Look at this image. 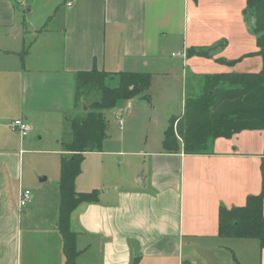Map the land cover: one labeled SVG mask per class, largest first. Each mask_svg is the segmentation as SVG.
<instances>
[{
  "label": "crops",
  "instance_id": "1",
  "mask_svg": "<svg viewBox=\"0 0 264 264\" xmlns=\"http://www.w3.org/2000/svg\"><path fill=\"white\" fill-rule=\"evenodd\" d=\"M22 2L0 0V264H63L58 186L56 194L49 189L31 193L30 201L18 206L24 190L23 136L10 122L28 123L29 141L33 135L57 137L78 114L80 71L148 72L153 66L150 72L163 74L169 69L166 53L173 49L177 52L170 55L179 56L182 70L196 75L247 71L239 68L244 60L260 61L261 67V59L245 58L229 67L185 53L222 39L227 45L215 57L233 59L255 50V36L242 16L246 0H55L52 14L40 19L32 16L41 1L18 13ZM203 63L204 71L194 72ZM118 123L122 128L120 115ZM161 142L150 150L110 151L119 155L118 168L107 169L103 162L95 172L80 170L75 190H98V198L79 203L70 214L80 250L76 264H134L136 259L137 264H183L190 259H184L185 241L229 238L218 235L221 205L243 206L249 194L261 190L264 128L218 137L206 154L186 153L181 141L177 151L168 152ZM50 151L69 154L62 146ZM31 223L50 226L52 243L33 252L24 247L22 254V229ZM258 249L264 264V250Z\"/></svg>",
  "mask_w": 264,
  "mask_h": 264
},
{
  "label": "trees",
  "instance_id": "2",
  "mask_svg": "<svg viewBox=\"0 0 264 264\" xmlns=\"http://www.w3.org/2000/svg\"><path fill=\"white\" fill-rule=\"evenodd\" d=\"M246 10L251 19L253 18L251 30L255 36V50L233 59L215 57L214 52L227 45V41L222 39L211 46H191L186 50V56L213 58L229 67H234L245 58L259 57L260 69L202 74L203 86L200 94L186 98L183 114L171 117L164 130L163 144L166 151H177L181 141L186 153H211L214 140L218 137L229 138L246 129L264 128V0H246ZM113 76L118 77V84L115 87L106 85ZM75 83L76 102L85 91L89 93L97 90L100 97L87 107L85 116L75 117L70 121L72 137L63 144V150L69 153L61 158L58 182L57 229L62 238L63 264H76L80 253L76 248V235L69 227L71 212L79 203L94 202L98 198V190L77 192L74 183L80 173L84 154L99 151L102 147L107 126L102 110L114 108L118 101L137 96L148 100L151 74L134 71L110 73L93 68L77 72ZM263 200L264 159L261 165L260 192L249 194L243 206L219 207L218 235L255 239L260 250H264ZM183 264L191 263L185 261Z\"/></svg>",
  "mask_w": 264,
  "mask_h": 264
},
{
  "label": "rangeland",
  "instance_id": "3",
  "mask_svg": "<svg viewBox=\"0 0 264 264\" xmlns=\"http://www.w3.org/2000/svg\"><path fill=\"white\" fill-rule=\"evenodd\" d=\"M40 1L41 9L39 12L36 9L34 10L33 19H40L47 13L52 14L53 6L49 10L50 1L55 0H23L22 4L24 5L17 12L24 13L26 8H30V5L37 7ZM242 11L244 20L252 28L253 18L251 19V15L247 12L246 7ZM250 32L252 33V30ZM171 51L177 52L175 49ZM171 51L168 50L166 53V56H169L170 59H164V64L169 67L165 73L155 74L156 72H150L154 71L153 69L155 68L153 66L148 68V72L152 76V87L147 91L148 100H142L141 97L137 96L130 102H118L115 107L118 109V112L113 111L112 108L102 110L107 121L106 136L102 141L100 149L102 153L95 151L96 154L88 153L85 155L80 165L82 171L85 168L88 172L91 170L95 172V168L100 167L103 162L105 165L108 164L107 169H111L110 166L115 165L118 168L119 155H114L110 151H119L121 149L123 151H134L139 148L150 150L154 146L158 147L160 143L162 144L164 130L170 123L169 119L183 114V102H185L186 98L195 97L200 94L203 86V80L200 79L201 75H196L189 71L184 72L179 56L175 55V57H171ZM216 53L217 50L214 54ZM247 60H244L239 65L240 69L252 71L260 69V61L256 63L251 62L250 64L247 63ZM206 63L214 64L210 62ZM204 67V63L202 65L198 64L195 66L196 71L194 72L200 73V71H204L202 69ZM116 83L117 79L114 78L107 81L106 85L115 86ZM99 97L100 95L97 90H92L89 93L85 91V94L79 100L77 107L78 114H72L74 116L71 117L85 116L88 111L85 107L91 105L92 102H96ZM118 115L121 116L122 128H120L118 123ZM173 121L175 125V119ZM59 132L57 137L44 135L41 139H38V135H33L31 141H29L28 136L31 133H28L21 138V175H23L24 190L27 189L31 193H39L49 189L56 194L62 156L60 152L55 154V152H51L50 150L55 148L61 149V146L63 147V144L71 139L70 123L65 122L63 130L61 129ZM46 134L49 133L46 132ZM122 158L126 160L125 157L121 156L120 159ZM43 178L46 179L42 180ZM22 233V254L25 252L26 247L29 248V252L30 250L33 252V250L36 251L42 248L44 242L52 243V228L50 226H34L31 223L28 227L22 229ZM199 241L194 242L193 245L185 241V247L183 248L184 259L190 258L191 260H186L191 264H262L258 243L255 239L220 238L216 242L209 240L205 244H201ZM59 243H61L60 235ZM61 258L63 260V257ZM137 261L136 259L134 264H137ZM166 264H171V262L167 261Z\"/></svg>",
  "mask_w": 264,
  "mask_h": 264
},
{
  "label": "built area",
  "instance_id": "4",
  "mask_svg": "<svg viewBox=\"0 0 264 264\" xmlns=\"http://www.w3.org/2000/svg\"><path fill=\"white\" fill-rule=\"evenodd\" d=\"M22 1V0H20ZM121 123V121H120ZM10 128L16 132H18L21 136H24L30 132L31 127L28 123H26L22 119H15L9 124ZM31 192L29 190H23L19 194L18 206H25L31 199Z\"/></svg>",
  "mask_w": 264,
  "mask_h": 264
}]
</instances>
